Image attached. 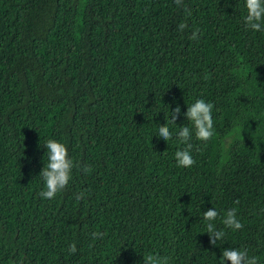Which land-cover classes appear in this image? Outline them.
Wrapping results in <instances>:
<instances>
[{"label": "trees", "instance_id": "16d2710c", "mask_svg": "<svg viewBox=\"0 0 264 264\" xmlns=\"http://www.w3.org/2000/svg\"><path fill=\"white\" fill-rule=\"evenodd\" d=\"M243 12V0H0V264H220L228 247L264 264V33ZM196 98L213 103L216 134L179 168L183 145L151 134L163 105ZM46 138L77 165L49 200ZM211 207L226 233L215 245ZM230 208L236 232L221 223Z\"/></svg>", "mask_w": 264, "mask_h": 264}, {"label": "clouds", "instance_id": "9594fccd", "mask_svg": "<svg viewBox=\"0 0 264 264\" xmlns=\"http://www.w3.org/2000/svg\"><path fill=\"white\" fill-rule=\"evenodd\" d=\"M242 20L244 25L253 32L264 33V0H243ZM183 24L177 26V30H182ZM197 32L193 31L192 39H197ZM186 111H181V107L177 105L169 111V106L163 105L167 110V118H165L164 126L156 125L151 134L152 137L168 143L170 139L175 138L178 144L183 145L174 152V161L179 168H190L194 163L191 149L193 141L201 144H207L216 134L213 103L201 98L194 99L191 103H186ZM183 116L186 123L177 126L175 121ZM40 147L46 149L43 157V168L38 177L42 181V190L39 196L44 200L53 199L58 193L62 192L72 179L73 169L77 167L69 156L68 148L65 143L54 138H46L44 143H40ZM46 158V159H45ZM83 171H91L89 168ZM79 198V197H77ZM201 211V210H200ZM202 212L203 233L209 235L210 241L215 245L225 235L224 230H218L216 219L219 215L215 207H211ZM225 229H231L233 232L242 229L243 225L238 219L237 209H228L221 220ZM93 235H98L94 233ZM68 251L74 253L76 248L70 245ZM144 264H170L169 258L166 256L149 254L143 257ZM220 264H257L255 257H250L243 248L228 247L224 248L219 259Z\"/></svg>", "mask_w": 264, "mask_h": 264}]
</instances>
